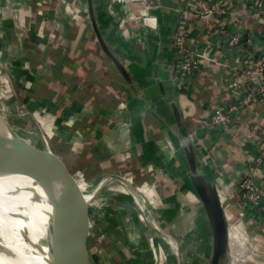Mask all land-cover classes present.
<instances>
[{
	"label": "crops",
	"instance_id": "1",
	"mask_svg": "<svg viewBox=\"0 0 264 264\" xmlns=\"http://www.w3.org/2000/svg\"><path fill=\"white\" fill-rule=\"evenodd\" d=\"M110 1L93 0L95 16L105 39L124 62L134 82V90H131L116 70L115 84L124 91L126 98V108L120 107L116 111L119 119L107 120L110 113L107 114L105 104L101 101L86 106L87 99L99 98L103 85L109 81L108 78L95 76L100 70L96 69L94 62L86 59L87 55L82 50L84 45L93 48L98 44L95 36H91L94 33L88 16L87 0H63L64 3L60 0H0V58L6 80L9 82L12 100L28 113L31 121L37 122L36 130L29 135L25 134L16 126V120L20 123L19 114L10 118L1 110L13 127L34 144L30 134L38 137L43 134L41 123L47 121L54 125L49 141L39 146L47 145L71 169H83L82 162L90 161L97 165V170L111 174H117L124 166L131 172L146 167L158 168L163 172L171 161L165 163L161 156L175 161L183 160V157L174 140L171 114L164 95L158 89V81L163 84L165 93L173 97L181 107L188 131L199 132V114L202 111L206 114L214 103L226 99V92L220 88L219 82L222 72L216 64H208L206 69L199 72L190 90L178 91L172 78L176 67L172 39L179 11L184 9L186 0H155L152 6L147 1L143 6L139 5V14H142L140 7H143L145 13L157 19L154 29L140 26L137 28L140 30L138 35L133 37L130 34L132 30L128 32V29H122V23L117 17H112L110 11L116 8L110 5ZM72 3H75L76 8H71L68 13ZM192 4L191 8H195V2ZM75 18L82 23L80 35L68 37ZM235 18L240 21V25L247 26L244 33L252 42L247 50L251 53L263 51L264 38L261 33L264 15L254 18L246 13ZM229 26L233 27L232 23ZM230 50L229 57L235 49ZM236 61L239 63L241 59L238 57ZM89 118L92 121L86 125ZM237 122L232 133L221 132L222 144L205 140L210 157L216 160L222 172L216 178L211 168L206 167L205 175L211 184L219 186L225 215H239L248 226L254 252L248 264H264V212L257 219L251 217L234 192L246 165L245 156L254 153L253 138L264 137V99L245 108ZM73 156L79 159L74 162ZM262 168L264 173V163ZM152 183L156 184L155 181ZM179 186L188 190L184 180ZM181 195L185 198L184 205L176 200ZM160 199L166 208H173L171 221H175V229L178 224L182 225V221H177L178 208L186 209L191 229L198 222V227L201 223L204 226L202 239L201 236L194 237L192 230L183 232L178 228L181 236H185L176 253L172 252L166 241L170 234L160 226H156L158 231L155 233L150 226V231L168 251V264H209L212 230L200 203L190 202L183 192L173 190L167 194L165 192ZM101 209L108 233L112 234L105 209ZM241 211L243 215H240ZM231 236L229 232L227 250L229 258L234 259L236 245L231 243ZM112 242L110 236V263L119 264ZM221 264H225L224 259Z\"/></svg>",
	"mask_w": 264,
	"mask_h": 264
},
{
	"label": "water",
	"instance_id": "2",
	"mask_svg": "<svg viewBox=\"0 0 264 264\" xmlns=\"http://www.w3.org/2000/svg\"><path fill=\"white\" fill-rule=\"evenodd\" d=\"M87 7L90 24L100 49L128 87L134 90V82L126 65L111 48L97 22L93 0H87ZM174 36L175 31L173 49ZM175 73L176 67L172 74L174 82ZM158 89L164 95L171 114L170 125L174 140L185 158V181L211 224L212 247L209 264H221L228 245V225L223 205L215 185L207 179L199 162L181 107L173 97L165 93L164 86L159 81ZM2 175L30 176L41 183L51 207L45 237L48 264H111L106 238L108 230L97 194L51 148L47 145H36L20 134L0 109V176ZM111 176L125 180L117 174ZM23 230L25 229H22V235Z\"/></svg>",
	"mask_w": 264,
	"mask_h": 264
},
{
	"label": "built area",
	"instance_id": "3",
	"mask_svg": "<svg viewBox=\"0 0 264 264\" xmlns=\"http://www.w3.org/2000/svg\"><path fill=\"white\" fill-rule=\"evenodd\" d=\"M192 2H195V8H191ZM197 4L200 6L197 7ZM246 13L254 18L264 15V0H249L248 3L245 0H186L184 9L179 11L175 28V83L180 93L192 88L199 72L206 69L208 64H216L222 72L219 82L220 88L226 92L225 101L214 103L209 112L197 122L199 132L190 133L199 160L205 169L211 168L216 178L222 172L217 167L216 160L210 157L205 140L222 144L221 132L235 131L244 109L261 98L264 99V50L258 53L247 50L252 44L250 37L244 33L247 26L240 25V21L235 18ZM140 15L154 20V25L156 24L155 16L147 13ZM262 28L264 38V25ZM232 48L235 50L231 60L228 54ZM238 57L241 59L239 63L236 61ZM125 99L121 100L123 109L126 108ZM252 142L255 145L254 153L245 156L246 165L234 192L243 209L257 219L264 212V137L256 136ZM76 172L85 179L82 172ZM130 179L132 180L131 175ZM215 187L220 197L219 186ZM240 215H243L242 211ZM225 216L228 230H235V233L228 231V234L232 232L237 238V233L240 232H237L235 224H243L242 218L233 213ZM230 219L235 223H231V227L228 222Z\"/></svg>",
	"mask_w": 264,
	"mask_h": 264
},
{
	"label": "rangeland",
	"instance_id": "4",
	"mask_svg": "<svg viewBox=\"0 0 264 264\" xmlns=\"http://www.w3.org/2000/svg\"><path fill=\"white\" fill-rule=\"evenodd\" d=\"M54 1V0H52ZM63 2V0H60ZM147 1V3H150L151 6L155 2V0H112L110 1V5L115 7L111 12V15L113 18L117 17L119 22L122 23V29L126 28L128 29V32L132 30L133 34L130 32L131 36L134 35L137 36L140 30H137L138 27H145L146 29H154V20L145 18V16H142L138 13L137 8L139 5L144 4ZM64 3V2H63ZM75 3H72V6H70L68 13L70 12V9L72 10L76 8ZM154 5V4H153ZM143 6V5H142ZM115 11V13H114ZM140 12L142 14H145V9L143 7H140ZM155 19L156 16H155ZM110 22V21H109ZM158 22V21H157ZM9 82L6 80V75L4 72V65L2 62V59L0 58V109L4 112H6L8 115H10V118L15 117L16 113L18 115V119H20V123L16 120V126L25 134H28L30 132H34L37 127V122L31 121L28 117V113L24 111V109L15 103L12 100L11 90L9 88ZM21 124H26L25 126H22ZM42 124V128L44 129L43 135L41 134L39 137L35 136L33 134H30V138L37 144L40 145L41 143H44L45 141H49L48 137L50 132H54L53 128L54 125H50L47 121H44ZM73 161L75 162V159H79L78 156H73ZM183 160L175 161L170 158L166 159L164 157H160L162 159H165V163H168V161H171V164L168 163L165 169H163V173L167 176L171 177L172 179V186L171 190L174 192H183L187 197H189V201L198 202L197 197L194 195V193L186 187H180V183L184 180L185 185H187L186 175H187V165L185 164V158L182 155ZM146 161V160H145ZM175 161V162H174ZM201 163V161L199 160ZM94 165V163H90L88 161L87 165ZM165 165V164H164ZM204 172L207 174V171L203 164L201 163ZM74 171L78 172H84L83 169H73ZM96 172V174H94ZM85 173V172H84ZM112 172H103L102 170H95L90 171L89 173H86L88 184L90 188L97 194L100 193V195L97 197L98 203L101 207H104L105 209V215L108 218L110 222V226H112V234L106 235V238L109 243V237L111 236V241H113V245L115 246V254L118 258L119 264H168V251H165L164 246L158 241L159 239H156V236L154 233H152L150 230V226L154 228V232L156 233V226H160L161 229H163L165 232L169 233L170 236H172L173 240H175L177 245V252L178 247L181 246V242L183 236H181V232L178 230L184 231H191L192 234L195 237L202 236L204 234V226L203 223L190 228V219L186 216V209L181 208L182 210H179L177 213V221L181 222L178 224V228L175 229L174 222L172 220V207L166 208L164 204H162L161 197L162 194L159 192V190L156 189L155 186L152 185V183L149 180L144 181H138L136 179L131 180L130 175L131 170L128 169V167L124 166L116 173L120 176L125 177L130 181L132 186H134V190H130L127 187H124L122 184H120L124 189L128 190V193L121 194L118 190H113L111 183H107L109 179L114 178L111 177ZM89 174V176H88ZM85 177V176H84ZM31 182L34 184L36 191L39 192L40 195L45 200V206L50 211L51 207L46 199V196L44 194V191L42 189L41 183L35 179L34 177H30ZM116 181V180H115ZM145 186L146 189L152 188V192L150 195H146L143 191H140V186ZM150 186V187H149ZM137 188V191H136ZM190 193V194H189ZM124 196V197H123ZM138 197V198H137ZM119 198V199H117ZM119 200V201H118ZM178 201L177 203L182 202V204L185 201V198L181 195L176 198ZM138 202L140 204H143L144 210H141ZM163 205V206H162ZM184 205V204H183ZM186 205V204H185ZM119 208V211L117 209ZM176 208V210H177ZM188 211V210H187ZM182 212V216L180 213ZM182 217V219L180 218ZM191 218H193V215H190ZM238 218V217H236ZM233 219H230L229 225L231 227V223H234L232 221ZM152 221L155 223L152 224ZM171 221V222H170ZM194 221V220H193ZM240 221V220H239ZM178 222V223H179ZM201 222V219H200ZM235 224V223H234ZM235 227L237 229V233L239 235L237 238L232 235L231 232V243L236 245V252L234 254V259L229 258V253L227 250L226 255L224 256V263L225 264H248L254 256V252L251 248H253V240H250V235L248 231V226L243 221V224H235ZM228 231H235L232 228ZM151 232V233H150ZM235 233V232H234ZM184 234V233H182ZM191 234V235H192ZM23 235L25 241L28 239L27 231L23 230ZM26 236V237H25ZM236 236V235H235ZM169 237V236H168ZM242 237V238H241ZM27 238V239H26ZM236 239V240H235ZM241 241V243H240ZM251 241V242H250ZM167 245V244H166ZM183 247V246H182ZM234 250V251H235ZM172 252L176 253L172 250ZM11 255H12V263L13 264H31L33 263V258L29 257V255L24 254L20 250L11 249ZM254 260V259H253ZM10 264V262H8ZM0 264H3L0 260Z\"/></svg>",
	"mask_w": 264,
	"mask_h": 264
},
{
	"label": "bare ground",
	"instance_id": "5",
	"mask_svg": "<svg viewBox=\"0 0 264 264\" xmlns=\"http://www.w3.org/2000/svg\"><path fill=\"white\" fill-rule=\"evenodd\" d=\"M30 179V176L20 175L0 176V260L3 264H9L8 262L13 264L11 249L20 250L29 255L34 261L31 264H48L45 237L51 210L46 208L44 198L36 191ZM124 179L114 177L109 179L107 183L115 184L112 185L113 190L126 194L128 190L124 187L130 190H134L135 187L131 185L128 179L125 177ZM117 181L125 186L122 187ZM139 190L146 193L147 196L152 192V188L146 189L143 185L140 186ZM138 204L141 210L145 209L142 203L138 202ZM154 223L152 221V224ZM22 229L27 231L29 241L24 240ZM166 241L171 250L176 252L177 245L173 238L167 236Z\"/></svg>",
	"mask_w": 264,
	"mask_h": 264
},
{
	"label": "trees",
	"instance_id": "6",
	"mask_svg": "<svg viewBox=\"0 0 264 264\" xmlns=\"http://www.w3.org/2000/svg\"><path fill=\"white\" fill-rule=\"evenodd\" d=\"M82 28V23L78 18L74 19V23L72 26V29L69 31L68 37H77L80 35V30ZM92 37H94V34H91ZM82 50L86 53V59L97 65L96 69L98 68L100 71L95 74V76L98 78H108L109 81L106 82V84L103 85V92L100 94L99 98L91 97L86 100V106H91L93 102L96 101H101L102 103L105 104V107L107 109V114L109 117L107 120H117L119 117L117 116L116 111L121 107V100L124 98L125 94L124 91L117 87L115 84V77H116V69L114 65L109 61V59L105 56V54L102 52L100 49L99 45L95 47H88L84 45L82 47ZM97 57V59H95ZM96 60V61H95ZM97 62V63H96ZM98 75V76H97ZM112 113V114H111ZM200 117L203 114V111L199 114ZM199 117V118H200ZM198 118V119H199ZM92 120L89 118L87 120L86 125H88ZM189 125V124H188ZM82 162V161H81ZM90 162V161H89ZM88 161L82 162V168L84 169V176L87 179L86 173H89L90 171H94V169H97V165H87ZM93 163V162H90ZM81 169V168H80ZM132 180L136 179L138 181H144L149 180L151 182H156L157 186L156 189L159 190V192L163 195L172 191L171 187L172 186V179L171 177L167 176L164 174L160 169L158 168H152V167H146V168H141V169H135L134 171L131 172ZM96 174V172H94ZM89 176V174H88ZM170 185V186H169ZM168 191V192H167Z\"/></svg>",
	"mask_w": 264,
	"mask_h": 264
}]
</instances>
